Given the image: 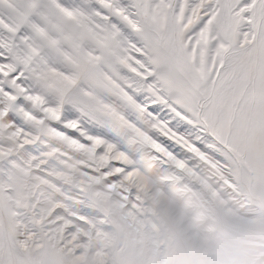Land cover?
<instances>
[{"label": "rangeland", "instance_id": "374dc122", "mask_svg": "<svg viewBox=\"0 0 264 264\" xmlns=\"http://www.w3.org/2000/svg\"><path fill=\"white\" fill-rule=\"evenodd\" d=\"M14 3L22 9L24 0ZM58 3L83 10L118 35L97 48L80 27L61 26L49 0H39L5 52L43 107L27 97L0 106V264H264V150L257 141L237 131L230 145L205 148L207 159L181 152L152 124L198 147L217 141L176 116L170 100L153 103L141 90L130 102L116 86L123 83L117 57L138 37L96 0ZM118 3L130 9L131 0ZM97 11L108 19L95 17ZM0 20L15 24L19 18L0 5ZM26 44L38 52L24 66ZM86 53L99 61L87 63ZM46 69L74 75L76 83L63 87L44 75ZM76 122L78 132L126 154L123 184L101 170L108 149L97 167L95 142L67 135ZM138 129L191 167L162 162Z\"/></svg>", "mask_w": 264, "mask_h": 264}, {"label": "snow or ice", "instance_id": "6c2138e0", "mask_svg": "<svg viewBox=\"0 0 264 264\" xmlns=\"http://www.w3.org/2000/svg\"><path fill=\"white\" fill-rule=\"evenodd\" d=\"M38 2L24 0L23 8L18 9L14 0H0V5L7 6L19 18L15 24L0 20V106L27 97L29 102L36 100L43 107L42 98L28 93L21 82L23 72L5 55ZM49 3L61 26L80 27L97 48L106 47L118 35L115 25L111 27L116 30L109 32L81 9L64 7L58 0H49ZM96 3L139 39L138 43H128L116 60L123 82L116 86L123 98L131 102V93L144 90L155 97L153 103L170 100V110L176 116L194 125L200 133H207L217 144L198 147L163 124H152V129L181 152L197 159H207L219 146L230 145L237 131L257 141L264 150V0H131L130 9L120 6L118 0H96ZM93 15L100 20L108 19L99 11ZM31 28L38 35L46 36L38 25L32 24ZM37 52L26 44L20 63L27 66ZM99 59L96 53L85 54L87 63H96ZM44 75L63 87L76 83L74 75L54 69H46ZM135 106L146 111V105L136 103ZM78 127L76 122L67 135L79 136L80 143L95 142L97 167H101L100 161L108 149V164L101 170L110 172V179L123 184V176L129 170L126 165L130 163L126 154L83 129L78 132ZM138 135L162 162L191 167L186 157L157 142L149 133L138 129ZM205 148L211 151L205 152ZM9 257L15 261V248L9 249Z\"/></svg>", "mask_w": 264, "mask_h": 264}]
</instances>
